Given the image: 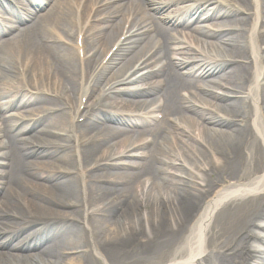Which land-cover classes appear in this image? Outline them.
Listing matches in <instances>:
<instances>
[{
    "label": "bare ground",
    "instance_id": "obj_1",
    "mask_svg": "<svg viewBox=\"0 0 264 264\" xmlns=\"http://www.w3.org/2000/svg\"><path fill=\"white\" fill-rule=\"evenodd\" d=\"M0 19V264H264V0H0ZM27 106L43 127L3 114ZM51 127L68 145L32 142Z\"/></svg>",
    "mask_w": 264,
    "mask_h": 264
},
{
    "label": "rangeland",
    "instance_id": "obj_2",
    "mask_svg": "<svg viewBox=\"0 0 264 264\" xmlns=\"http://www.w3.org/2000/svg\"><path fill=\"white\" fill-rule=\"evenodd\" d=\"M20 10V9H19ZM158 16H160L161 17V15H158ZM160 23H162V24H164V22H163V20L162 19H160ZM3 24H5L4 22H3ZM167 24V26L169 25L168 23H166ZM211 23H209V22H200V24L198 25V26H202V27H204V28H207V27H211V25H210ZM196 26V25H195ZM206 56V55H205ZM176 71H178V69L176 70ZM187 78V77H186ZM206 100H208L209 102H213V98L211 97V96H207L206 97ZM33 107L32 106H27V107H22V109H19V108H9V109H7V110H5L4 112H3V114L6 116V117H9V118H16V117H18V116H21V115H25L26 116V118H27V120H24V122H28V123H30L31 124V126L33 125V124H35V125H37V126H39V127H43L42 125H39L38 124V117L37 116H35V117H33V116H31L30 114H27L26 113V111L29 109V111L32 109ZM25 109H27V110H25ZM118 115V114H117ZM127 116H129V115H127ZM130 118L132 117L133 119H136V120H138V119H140V118H138L139 116H134V115H132V116H129ZM31 119V120H30ZM107 125H110V126H113V127H118V128H120L121 126L120 125H118V124H116V123H114V122H110V123H108ZM48 131H49V133H51V134H53V137H55L54 139H49L47 136H45V135H42V134H38V132L37 131H35V132H32L31 133V135L30 134H28V135H30V136H32L33 137V140H32V142H34V143H36V144H40V143H42V142H44L45 140H50V141H52V142H55V141H57L56 143H57V145H55V148L57 147V149H59V148H61V147H65L66 145H68V142H65L64 141V133L63 132H61L60 130H58V129H56V127H51V128H49L48 129ZM28 135H25V136H22V137H29ZM55 135V136H54ZM32 137H31V139H32ZM146 138V137H145ZM2 141V139H0V142ZM198 146V145H197ZM52 159H57V157H51ZM133 161H138V160H133ZM52 163H54L55 164V162H52ZM61 165L60 163H56V165ZM52 167H53V165H51V164H48V163H46L45 164V166H43V167H41L40 169H38V171H40V172H42V173H51V174H54L55 172H53V170H52ZM68 167V166H67ZM68 168H70V167H68ZM1 170V169H0ZM112 172H123V171H125L124 169H114V170H111ZM55 175V174H54ZM38 191V190H37ZM39 192V191H38ZM3 189H1L0 188V199H2V197H3ZM15 202H16V204H15ZM13 203L15 204V212L17 211V212H20V213H22V208L20 207V203L16 200V201H14L13 200ZM254 234H255V236H262V235H264V234H258V231L257 230H255L254 231ZM41 246H42V244H40ZM20 257H22V256H20ZM30 262H31V260L30 259H24V260H22V264H30ZM95 264H99V262H96Z\"/></svg>",
    "mask_w": 264,
    "mask_h": 264
}]
</instances>
